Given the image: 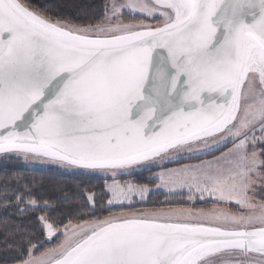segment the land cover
I'll list each match as a JSON object with an SVG mask.
<instances>
[{
    "label": "snow or ice",
    "instance_id": "obj_1",
    "mask_svg": "<svg viewBox=\"0 0 264 264\" xmlns=\"http://www.w3.org/2000/svg\"><path fill=\"white\" fill-rule=\"evenodd\" d=\"M102 8L75 23L0 0V154L113 180L63 231L37 217L48 239L64 237L56 247L34 256L32 230L5 222L3 251L17 264H264V0ZM166 163L180 167L154 178L187 201L131 210L148 188L116 176ZM17 191L4 201L28 198L19 211L51 210L27 185ZM198 200L212 207L184 206Z\"/></svg>",
    "mask_w": 264,
    "mask_h": 264
},
{
    "label": "trees",
    "instance_id": "obj_2",
    "mask_svg": "<svg viewBox=\"0 0 264 264\" xmlns=\"http://www.w3.org/2000/svg\"><path fill=\"white\" fill-rule=\"evenodd\" d=\"M24 3L34 5L48 6L51 14L57 18L71 20L75 23H83L85 21L99 20L102 18V5L107 0H22ZM133 19L127 18L126 21ZM139 21L140 18H135ZM232 145L221 148L219 151L211 155L201 157L202 160H210L212 156H219L220 152H226ZM199 163L195 159L185 158L180 164H196ZM180 164L166 163L160 167H153L150 171L141 170L132 175H123L117 178L121 183L131 182L136 186H147L152 189L158 185L155 179L160 172L179 168ZM86 172L79 170L76 174H71L65 170L52 167H35L23 163L16 158H0V232L4 229V223L7 222L13 227L24 226L32 230V243L36 244L39 251H34V256H39L46 250L53 248L56 241H47L45 232L40 230L37 217L44 215L51 218L54 227L64 228L71 219L73 223L78 222V213L87 215L90 213L88 201L85 196L89 193H95L97 198L104 197L106 186L111 183L112 178H105L97 173L79 174ZM27 185L33 193V197L38 201H48L51 210L41 209L40 212L28 209L21 212L28 203V198H23V203H19L15 199L4 201V196L14 197L18 195V189L22 190ZM6 189V190H5ZM149 204L153 208L165 207L169 203L172 205H180L182 202H168L167 196L157 193L149 197ZM187 207H203L211 208V203H197L194 205L185 204ZM127 210V209H126ZM133 211H141V206H135ZM119 211V209H116ZM15 252L8 255L3 251L0 245V264H17ZM27 254L25 253V257Z\"/></svg>",
    "mask_w": 264,
    "mask_h": 264
},
{
    "label": "rangeland",
    "instance_id": "obj_3",
    "mask_svg": "<svg viewBox=\"0 0 264 264\" xmlns=\"http://www.w3.org/2000/svg\"><path fill=\"white\" fill-rule=\"evenodd\" d=\"M129 19H133V17H127ZM126 18V19H127ZM135 18H140V19H143V17H135ZM127 22V21H126ZM151 22V21H149ZM157 23H160L162 21H156ZM229 145V144H228ZM223 148V147H222ZM221 149V148H220ZM5 155L3 156H0V158H4ZM10 158V157H9ZM11 158H16L20 161H22L23 163H26V164H29L31 166H35V167H44V168H47V167H52V168H57V169H61V170H64L61 166H57L51 162H48V161H45V160H42V159H39V158H35V157H32L30 154H29V157L28 159H24V154H14L11 156ZM175 169H178V168H175ZM170 170H173V169H170ZM170 170H166V171H162L160 172L158 175H160L161 173H164L165 176H167L168 172ZM79 171V170H77ZM83 171V170H82ZM97 174H100V173H97ZM102 175V174H100ZM157 175V176H158ZM121 175H117L116 176V179L118 177H120ZM158 180V185L155 187V188H152V189H149L148 188V192L145 194V198L143 201L140 200L139 198V193H136L133 197H132V203L135 205V206H138L140 205L141 206V210H146V209H152V206L149 204V197L151 195H154V194H157V193H162V194H165L167 196V201L168 202H182V201H187V195L184 194V195H180L178 194L179 193V189L178 188H173L172 191H169L168 187H165L164 186V182L157 179ZM111 183H113V180L111 181ZM109 183V184H111ZM121 183V182H120ZM125 183H131V182H125ZM125 183H121V184H125ZM132 184V183H131ZM205 200H207V198H205ZM205 200H198L196 201L195 204L197 203H204ZM64 228L60 229L61 231H63ZM45 237H46V233H45ZM64 239V237L62 235L59 234V232L57 233V236L56 237H53L51 239H48L46 237V240L47 241H56V245H54V247H56L62 240ZM53 247V248H54Z\"/></svg>",
    "mask_w": 264,
    "mask_h": 264
},
{
    "label": "water",
    "instance_id": "obj_4",
    "mask_svg": "<svg viewBox=\"0 0 264 264\" xmlns=\"http://www.w3.org/2000/svg\"><path fill=\"white\" fill-rule=\"evenodd\" d=\"M3 155H5V154H0V156H3ZM85 171H87V170H85Z\"/></svg>",
    "mask_w": 264,
    "mask_h": 264
}]
</instances>
